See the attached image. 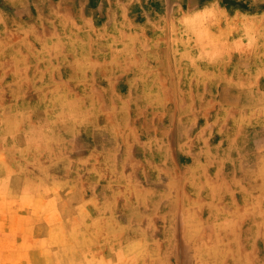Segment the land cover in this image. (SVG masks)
Here are the masks:
<instances>
[{
  "label": "rangeland",
  "instance_id": "obj_1",
  "mask_svg": "<svg viewBox=\"0 0 264 264\" xmlns=\"http://www.w3.org/2000/svg\"><path fill=\"white\" fill-rule=\"evenodd\" d=\"M53 1L0 0V264H264V0Z\"/></svg>",
  "mask_w": 264,
  "mask_h": 264
},
{
  "label": "crops",
  "instance_id": "obj_2",
  "mask_svg": "<svg viewBox=\"0 0 264 264\" xmlns=\"http://www.w3.org/2000/svg\"><path fill=\"white\" fill-rule=\"evenodd\" d=\"M94 1L95 0H54L52 2L53 5L51 4V19L49 20L53 25H56V29H64L62 24H67L66 29H71V27H73L81 32L83 40L82 45H84V47L96 48L105 45L103 39H105L107 35L108 38L110 37L109 32L122 29L121 27L123 24L117 23L111 18V9L107 7H104L102 10V7L95 8ZM49 29L50 27L46 24L45 30ZM86 53L88 52L86 51Z\"/></svg>",
  "mask_w": 264,
  "mask_h": 264
}]
</instances>
